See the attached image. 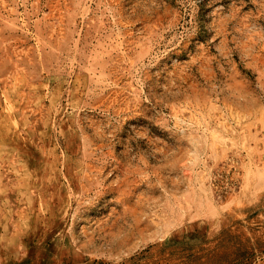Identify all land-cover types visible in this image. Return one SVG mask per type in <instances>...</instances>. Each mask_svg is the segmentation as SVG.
I'll use <instances>...</instances> for the list:
<instances>
[{
  "label": "rangeland",
  "instance_id": "374dc122",
  "mask_svg": "<svg viewBox=\"0 0 264 264\" xmlns=\"http://www.w3.org/2000/svg\"><path fill=\"white\" fill-rule=\"evenodd\" d=\"M0 264H264V0H0Z\"/></svg>",
  "mask_w": 264,
  "mask_h": 264
}]
</instances>
